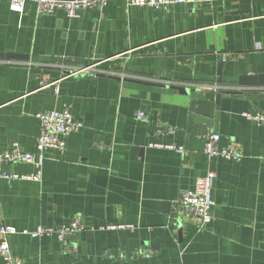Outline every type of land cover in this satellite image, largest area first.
Listing matches in <instances>:
<instances>
[{"label":"crops","instance_id":"obj_1","mask_svg":"<svg viewBox=\"0 0 264 264\" xmlns=\"http://www.w3.org/2000/svg\"><path fill=\"white\" fill-rule=\"evenodd\" d=\"M8 5L0 0V53L29 60H0V151L16 143L34 153L40 113L69 107L83 124L63 151L45 152L38 181L0 179V224L13 257L22 264H264V127L241 116L264 112V87L238 83L264 75V0L167 9L108 0L78 19L63 11L38 16L29 1L21 14ZM88 66L104 75L66 74ZM211 133L242 159H208ZM3 170L35 173L30 164ZM208 171L215 174L212 221L198 232L172 203ZM75 217L86 230L73 238V255L54 237L20 234Z\"/></svg>","mask_w":264,"mask_h":264},{"label":"built area","instance_id":"obj_2","mask_svg":"<svg viewBox=\"0 0 264 264\" xmlns=\"http://www.w3.org/2000/svg\"><path fill=\"white\" fill-rule=\"evenodd\" d=\"M29 1L35 4L36 14L53 15L57 11H63L70 19H78L80 13L86 9L95 8L102 11L108 3V0H9V10L21 14L24 4ZM224 0H126L127 5L137 7H149L153 9H167L172 5H213L222 3ZM77 73H93L94 76L104 75L100 71L92 70V66L84 67L74 71ZM208 88V87H205ZM213 89H219L213 87ZM241 116L249 121L264 127V112H244ZM40 123V133L36 140L34 153L26 152L16 143L7 149L0 151V179L14 180L26 179L38 181L45 160V152L52 149L63 151L67 136L78 133L83 128V124L75 120L69 107L62 110H52L37 115ZM138 120H144V114L137 113ZM166 134H173L172 129H167ZM220 136L211 133L204 143L203 154L208 159L222 158L227 161L238 162L242 159L240 150L233 145L224 147L219 146ZM177 152H183L179 147ZM9 164H30L35 168V173L28 176H18L16 174H7L3 170L4 165ZM215 174L208 171L204 177L196 179L193 189L184 190L178 198L172 203V213L178 215L184 221L190 223L199 232L204 230L212 221L211 210L214 206L211 190ZM112 228V227H106ZM101 229H104L103 227ZM86 227L78 217L73 218L69 224L60 227H42L38 226L33 230H23L21 235L32 239H41L44 237H54L65 247L67 254L73 255L76 252L77 245L73 238L84 232ZM10 232L0 224V264H22L15 259L9 246ZM140 255L149 256L141 251ZM107 254V253H105Z\"/></svg>","mask_w":264,"mask_h":264},{"label":"water","instance_id":"obj_3","mask_svg":"<svg viewBox=\"0 0 264 264\" xmlns=\"http://www.w3.org/2000/svg\"><path fill=\"white\" fill-rule=\"evenodd\" d=\"M0 60L1 61H11V62H26L29 60V57L27 55H20V54H14V53H0ZM59 62L60 59H59ZM68 76H71L73 73L72 72H67L66 73ZM141 83V82H138ZM239 85L240 86H247V87H253V86H259V87H264V75H260L256 78L254 77H242L239 79ZM147 85H150L149 83H144ZM179 93L181 94H188V89L184 87H174ZM226 94H232L233 92L231 91H226ZM179 225V231L181 229Z\"/></svg>","mask_w":264,"mask_h":264}]
</instances>
